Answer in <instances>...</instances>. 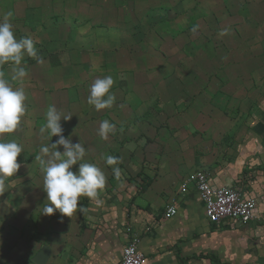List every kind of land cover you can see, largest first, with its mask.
<instances>
[{"label":"rangeland","instance_id":"obj_1","mask_svg":"<svg viewBox=\"0 0 264 264\" xmlns=\"http://www.w3.org/2000/svg\"><path fill=\"white\" fill-rule=\"evenodd\" d=\"M49 1L40 4L67 17L60 21L61 35L46 29L30 35L38 41L44 63L28 66L23 60L28 75L22 81L11 80L9 64L0 66V73L14 87H23L27 97L18 128L0 135V140L23 146L17 157L21 167L0 195V264H8L11 255H16L12 264H21L19 256L32 236L31 221L42 226L48 217L41 214L48 201L44 172L35 157L42 146L58 139L41 132L50 105L72 115L61 125L65 137L84 145L80 163L95 164L106 177L118 167L119 178H125L155 169L158 149L165 147L163 156L169 157L174 146L167 148L174 142L178 147L185 142L198 153L200 141L209 145L220 140L218 126L238 118L245 122L247 110L264 97V0ZM45 15L42 10L41 18L27 23L50 25ZM58 42L63 52L60 47V53L54 52ZM105 76L114 80L110 92L116 100L98 111L87 98L94 80ZM103 120L116 125L107 138L98 134ZM109 155L117 158L115 164L106 163ZM174 160L179 162L177 156Z\"/></svg>","mask_w":264,"mask_h":264},{"label":"crops","instance_id":"obj_2","mask_svg":"<svg viewBox=\"0 0 264 264\" xmlns=\"http://www.w3.org/2000/svg\"><path fill=\"white\" fill-rule=\"evenodd\" d=\"M43 1L0 0V19L12 13L10 22L17 39L39 35L41 29L51 35H57L58 31L61 35L60 21L67 16L53 14L54 7L43 8L40 4ZM42 10L51 24L30 26L28 19L32 17L34 22L37 15L41 18ZM74 29L72 26L68 34H73ZM58 47L63 52L59 42L54 52L60 53ZM24 58L26 65L37 62L35 58ZM66 64L74 63L66 61ZM259 100L247 110L245 122L238 118L217 125L221 129L220 140L209 145L200 141L202 149L198 153L186 147L185 142L180 147L174 142L167 148L174 146L173 151L165 157L166 149L160 147L157 152L160 158L150 172L138 170L134 177L126 174L119 179L113 172L108 173V186L100 193L99 202L81 199L78 209L83 206L82 213L78 210L72 217H66L57 211L42 226L31 221L32 236L19 256L23 258L21 264H34L32 258L42 246L49 251L45 264H120L122 248L129 237L127 228L137 235L138 248L146 256L145 264H264V97ZM147 114L144 111L142 115ZM176 156L178 163L174 160ZM196 170L205 171L214 187L238 188L255 199L253 218L247 223L228 218L217 224L209 222L193 185L189 184L185 193L179 191L182 180ZM168 204L175 207L172 217L164 216ZM10 247L13 244L7 248ZM15 256L7 257L8 264H12Z\"/></svg>","mask_w":264,"mask_h":264},{"label":"clouds","instance_id":"obj_3","mask_svg":"<svg viewBox=\"0 0 264 264\" xmlns=\"http://www.w3.org/2000/svg\"><path fill=\"white\" fill-rule=\"evenodd\" d=\"M11 12L4 14L0 19V66L9 64L12 69V81H22L28 72L22 61L25 56L35 58L43 64L42 56L38 55L33 38H16L13 24L10 22ZM114 80L111 76L97 78L90 87L87 103L93 105L96 110L111 107L116 96L110 92ZM26 93L23 87H14L9 79L0 73V135L13 133L21 123L22 117L27 112ZM69 121L72 115H64L57 110L55 105H50L45 113V124L41 132L47 131L52 139H58L50 145L41 147V155L35 160L39 162L44 172L43 190L47 194L48 203L43 205V215L51 216L59 212L62 216L72 217L79 210L83 212V206L78 209L81 197L97 200L106 185L105 173L93 163H80L86 155V149L80 142L73 143L70 138L63 135L61 120ZM116 125L103 120L100 123L98 134L101 138H107L114 133ZM62 146L63 151L58 150ZM23 151V146L15 140H0V195L6 192V181L13 177L21 167L17 157ZM117 158L111 155L106 157V163L113 165ZM74 170V166H77ZM113 175L119 179L121 169L113 168Z\"/></svg>","mask_w":264,"mask_h":264},{"label":"built area","instance_id":"obj_4","mask_svg":"<svg viewBox=\"0 0 264 264\" xmlns=\"http://www.w3.org/2000/svg\"><path fill=\"white\" fill-rule=\"evenodd\" d=\"M209 176L205 171L196 170L189 173L180 183L179 191L185 193L188 185L195 188L200 201L204 207L207 220L217 224L222 219H233L241 223H247L253 218L256 207L255 199L246 196L234 187L210 185ZM175 214L173 204L165 207L164 216L172 217ZM129 237L122 248L120 264H145L146 256L138 248L139 239L137 235L127 228Z\"/></svg>","mask_w":264,"mask_h":264},{"label":"water","instance_id":"obj_5","mask_svg":"<svg viewBox=\"0 0 264 264\" xmlns=\"http://www.w3.org/2000/svg\"><path fill=\"white\" fill-rule=\"evenodd\" d=\"M49 251L46 246H42L38 253L32 258L34 264H45Z\"/></svg>","mask_w":264,"mask_h":264}]
</instances>
